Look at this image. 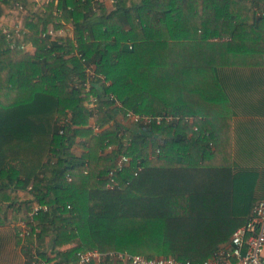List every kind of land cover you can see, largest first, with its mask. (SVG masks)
<instances>
[{"label": "trees", "instance_id": "1", "mask_svg": "<svg viewBox=\"0 0 264 264\" xmlns=\"http://www.w3.org/2000/svg\"><path fill=\"white\" fill-rule=\"evenodd\" d=\"M263 2L117 0L109 11L97 0H0V209L26 218L18 190L46 206L30 238L52 236L54 264L94 249L197 262L249 219L264 170L236 160L221 76L264 64ZM19 4L18 35L8 22ZM66 22L72 36L48 33ZM91 63L96 112L84 86ZM128 110L180 119L129 125L119 121Z\"/></svg>", "mask_w": 264, "mask_h": 264}, {"label": "crops", "instance_id": "2", "mask_svg": "<svg viewBox=\"0 0 264 264\" xmlns=\"http://www.w3.org/2000/svg\"><path fill=\"white\" fill-rule=\"evenodd\" d=\"M99 2L104 3L109 11L115 9L112 0H99ZM15 18L16 15H13L8 24L13 25ZM72 35L73 25L71 22H66L53 38ZM236 69L235 73L233 67L225 68L221 76L233 107L235 157L241 168L253 165L254 168L262 171L264 170V64ZM81 150L82 148H78V151ZM15 197L22 203L26 218L19 214L18 218H14L13 206L0 209V264H54L56 259L55 253L52 252L51 235L43 239L36 236L31 239L30 233L23 235L26 229L32 231L30 220L27 218L31 211L25 208V202L33 201L32 207L38 202L33 200L32 194L27 190L16 191ZM75 244L66 245L64 248L68 249ZM43 253L45 259L42 258Z\"/></svg>", "mask_w": 264, "mask_h": 264}, {"label": "built area", "instance_id": "3", "mask_svg": "<svg viewBox=\"0 0 264 264\" xmlns=\"http://www.w3.org/2000/svg\"><path fill=\"white\" fill-rule=\"evenodd\" d=\"M112 3L115 6L117 0H112ZM16 13H18V15L16 14L15 21L11 26L14 27L16 33L19 35L23 14L25 13L22 4H19V9L16 10ZM0 27H2V25H0ZM4 31L8 32L7 27L4 28ZM56 32L57 31L53 28H50L48 33L53 37ZM32 47V45L23 46V48L28 51H30ZM84 70L88 74V79L84 84L86 91L89 93L87 104L93 112H96L98 108V99L95 95L90 94V89L92 87L91 80L95 76L96 66L94 63L85 64ZM110 97L115 98L113 94H111ZM116 104L118 106L122 105L117 99ZM120 118V122L129 125H148L152 122L161 124L164 120L174 122L180 119L179 116L171 114L151 116L135 113L132 110L120 114ZM186 120L192 122L194 121V117L187 116ZM91 124L95 133H98L101 130V128L94 122L93 117L91 119ZM194 129L198 130V126H194ZM112 148L113 146H109L107 150H111ZM156 152L159 153L160 150L157 149ZM129 162V156L125 154L120 155L117 160V169L121 170L128 165ZM142 168V165H138L135 174L137 175ZM115 171L116 169L111 170L110 175L112 176ZM116 185V181L112 178L111 182L108 184L109 188L113 189ZM40 209H46V206L36 205L35 210L30 213V221L32 220L33 215ZM28 233H30L29 229H26L23 232V235ZM79 256L80 258L78 262L74 264H86L91 261H95L96 264H104L107 259H110L115 264H264V198H260L254 203L251 216L245 224L234 231L229 241L221 244L208 258L201 261L194 262L191 260H180L174 256L165 255L148 258L141 254H132L128 251L101 252L96 249L81 252Z\"/></svg>", "mask_w": 264, "mask_h": 264}, {"label": "rangeland", "instance_id": "4", "mask_svg": "<svg viewBox=\"0 0 264 264\" xmlns=\"http://www.w3.org/2000/svg\"><path fill=\"white\" fill-rule=\"evenodd\" d=\"M15 13H16V11H15ZM16 14L18 15V13H16ZM16 14H15V15H16ZM34 49H35V48H34ZM34 49H33V47H32V48H31V51H33Z\"/></svg>", "mask_w": 264, "mask_h": 264}]
</instances>
